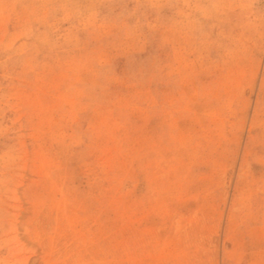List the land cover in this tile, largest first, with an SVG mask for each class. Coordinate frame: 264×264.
<instances>
[{"label":"rangeland","instance_id":"rangeland-1","mask_svg":"<svg viewBox=\"0 0 264 264\" xmlns=\"http://www.w3.org/2000/svg\"><path fill=\"white\" fill-rule=\"evenodd\" d=\"M0 264H264V0H0Z\"/></svg>","mask_w":264,"mask_h":264}]
</instances>
